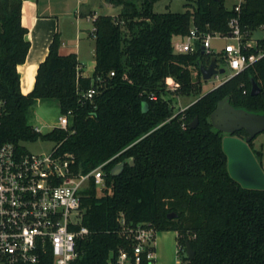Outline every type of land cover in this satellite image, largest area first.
<instances>
[{
    "label": "trees",
    "instance_id": "obj_1",
    "mask_svg": "<svg viewBox=\"0 0 264 264\" xmlns=\"http://www.w3.org/2000/svg\"><path fill=\"white\" fill-rule=\"evenodd\" d=\"M157 1L106 0L121 8L115 17L98 14L93 20L95 68L89 77L79 74L75 53H60L56 34L33 90L23 94L18 65L26 61L30 43L21 22L22 0H0V99L6 108L0 144L11 142L26 152V142L54 141L82 173L105 163V186L91 180L82 192L89 234L78 241L81 256L75 264H109L120 249L132 251V241L120 234L122 214L131 226L152 223L159 232H177L184 264H264V190L244 188L232 178L225 134L210 120L224 98L264 114V57L184 110L173 104L176 95L200 94V65L208 66L215 56L200 46L195 53H176L175 37L192 28L225 36L237 17L246 42L264 29V0H246L239 14L224 0H194L183 12L158 13ZM258 49L264 50V38L248 53ZM252 80L261 88L255 96ZM91 87L94 97L82 99ZM37 101L56 102L61 114L71 111L68 129L36 131L29 114ZM195 118L198 124L191 128ZM234 136L245 139L247 133ZM253 153L261 165L262 152ZM121 163V173L112 175ZM172 212L176 217L168 218ZM187 242L195 252L192 260Z\"/></svg>",
    "mask_w": 264,
    "mask_h": 264
},
{
    "label": "built area",
    "instance_id": "obj_2",
    "mask_svg": "<svg viewBox=\"0 0 264 264\" xmlns=\"http://www.w3.org/2000/svg\"><path fill=\"white\" fill-rule=\"evenodd\" d=\"M245 2L233 0L231 9L239 14ZM229 26L231 31L225 36L192 28L181 40L175 37L174 51L195 53L200 46L212 54L214 39L228 40L219 53L232 71L227 81L264 57L263 49L248 53L257 41L253 43L252 36L243 41L237 17L229 21ZM167 83L171 89L176 88L173 80ZM95 94L91 87L82 92V99L91 100ZM5 110V102L0 99V126ZM70 114H60L53 128L67 130ZM35 130L40 132L39 128ZM58 147L56 144L49 153L37 154L23 152L11 142L0 144V264H75L81 256L78 241L89 234L83 225L82 192L91 180L99 188L105 186V163L88 173L77 172L72 155L60 154ZM119 223L120 234L132 241V251L120 249L109 264H157L156 227L152 223L128 225L123 214ZM181 250L177 245L175 264H184Z\"/></svg>",
    "mask_w": 264,
    "mask_h": 264
},
{
    "label": "rangeland",
    "instance_id": "obj_3",
    "mask_svg": "<svg viewBox=\"0 0 264 264\" xmlns=\"http://www.w3.org/2000/svg\"><path fill=\"white\" fill-rule=\"evenodd\" d=\"M92 1L91 5L87 7L88 12H92V9L89 11V7L94 8L97 14H107L111 16H117L120 12L121 7H116L114 5L108 6L104 3L106 0H88ZM194 0H158L154 4V11L158 13L163 12H183L187 9L186 5L193 4ZM227 8L231 9L233 6V0H224ZM86 10V11H87ZM82 27L87 30L82 33V37L86 38L83 40L82 38V61L85 63L86 71L90 72L93 68V62L95 60V38L91 35V30L93 28L92 22H83ZM76 21L73 19L72 21H61L60 31L64 34V37H73V34L76 33ZM264 38V29L260 28L256 30L252 34V41L255 43L258 39ZM178 40L182 39V36L177 38ZM176 40V39H175ZM228 42L225 39H214L212 41V50L215 54V57H218L219 68H226V72L224 74H219L218 76H213L209 80H204L201 76L199 79L201 85L200 94H191L189 96H180L176 95L174 108L175 110H181L186 108L195 102V99L198 95H202L208 93L215 87L219 86L223 82H225L226 78L232 73L230 68L222 61L221 56L219 55L220 51L224 47V45ZM168 84V83H167ZM170 86V83L168 84ZM60 109L56 102L54 101H37L31 108L29 114V124L34 128H39L40 133L46 134L53 130L59 120ZM225 137V136H224ZM56 143L51 140L38 139L33 142H26L24 146L26 150L31 153H49L54 147ZM252 151L262 152V160L261 166L264 170V132L259 133L253 140L252 143ZM177 232L175 231H160L158 233V255L159 261L165 264H175L176 260V249H177ZM184 256L180 257L183 260Z\"/></svg>",
    "mask_w": 264,
    "mask_h": 264
},
{
    "label": "crops",
    "instance_id": "obj_4",
    "mask_svg": "<svg viewBox=\"0 0 264 264\" xmlns=\"http://www.w3.org/2000/svg\"><path fill=\"white\" fill-rule=\"evenodd\" d=\"M92 1L88 0H22V25L27 28L26 39L30 43V48L23 64L18 65L20 73V88L23 94L31 92L35 86L36 74L39 65L46 59L49 52V46L56 34H59L61 40L60 53H75L79 62V74L89 77L93 74V68L90 72L86 71V65L82 61V33L87 29L82 27L83 22H92L93 16L98 15L94 8L90 6ZM105 5L113 4L105 2ZM113 7V6H112ZM87 10V11H86ZM76 21V33L73 37H64L60 31L61 21ZM94 28V27H93ZM92 28V30H93ZM92 30L91 35H92ZM83 38V40H82ZM95 52V48H94ZM159 233V232H158ZM158 234L156 238L157 264H165L159 261L158 255ZM177 251V249H176ZM177 261V255L176 260Z\"/></svg>",
    "mask_w": 264,
    "mask_h": 264
},
{
    "label": "water",
    "instance_id": "obj_5",
    "mask_svg": "<svg viewBox=\"0 0 264 264\" xmlns=\"http://www.w3.org/2000/svg\"><path fill=\"white\" fill-rule=\"evenodd\" d=\"M202 53H205L204 49ZM200 71L204 80L226 72L224 68H217L215 56L211 58L208 66L200 65ZM260 91V86L255 80H252L251 95H258ZM146 108L147 104H144V110ZM210 120L214 128L225 134L223 149L228 157V169L232 178L244 188L264 190V170L249 146V143L259 133L264 132V114L236 108L228 101V98H224L212 112ZM197 124L198 118H195L190 127L195 128ZM242 130L247 133L245 139L234 136L235 133ZM133 162L132 159L131 164ZM123 168V163L118 164L113 168L112 175H119ZM174 217H176L175 213L168 214V218ZM186 253L190 260L194 258L195 252L189 242L186 243Z\"/></svg>",
    "mask_w": 264,
    "mask_h": 264
}]
</instances>
